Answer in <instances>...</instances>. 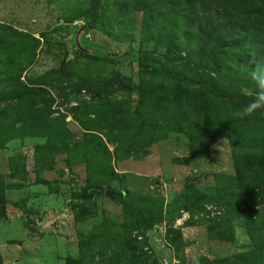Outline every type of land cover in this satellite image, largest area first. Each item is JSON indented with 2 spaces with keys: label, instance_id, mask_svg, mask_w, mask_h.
Returning <instances> with one entry per match:
<instances>
[{
  "label": "rangeland",
  "instance_id": "1",
  "mask_svg": "<svg viewBox=\"0 0 264 264\" xmlns=\"http://www.w3.org/2000/svg\"><path fill=\"white\" fill-rule=\"evenodd\" d=\"M115 1L119 0H97L92 10V0H0V68L15 78V85L0 84V264H163V260L178 264L167 238L178 230L186 244V264L197 263L201 256L215 259L248 253L255 242H264V230L258 232L264 221V157L244 177L256 199L244 195L242 202L232 197L239 191L230 179L235 167L227 136L237 127L228 129L225 124L227 114L235 112L232 105L223 106L220 98L210 94V126L200 116L195 123L188 111L207 93L178 90L172 103L187 107L180 119L183 128L166 131L165 124L158 132L137 139V157L123 155V145L133 149L135 135L142 131L138 111H146L153 101L148 97L152 88L162 90L163 86V94L168 89L172 92L167 84L170 76L141 65L138 58L146 54L171 62L173 55L163 58L164 45L154 46L151 36L140 30V12L126 13L119 20ZM123 26L128 38L121 34ZM112 33H119L118 37ZM62 66L73 75L72 83L79 78L83 83L80 75L91 74L107 77L110 86L93 91L85 86L65 88V82L52 84L51 74ZM170 68L182 76L201 73L192 60L175 61ZM205 73L213 81L224 77L213 65ZM118 74L134 87L119 86ZM20 85L45 97L40 103L48 105L45 115L14 122L11 109L16 94L12 91ZM239 87H248L252 95L247 97L254 98L252 82ZM215 104L219 107L211 110ZM262 112L255 113L257 119ZM81 121L94 130L84 129ZM205 129L212 136L208 153L195 157L191 146L199 145ZM60 135L67 147L51 150L52 157L42 164L43 146ZM188 179L192 185L187 187ZM194 191H207L211 201L201 207ZM119 193L121 197L115 196ZM125 195L151 198L152 226L142 227L138 235L134 230L126 238L146 241L142 251L136 252L139 259L125 255L112 262V242H91L87 236L101 222L122 221ZM213 220L229 222L227 229L217 230L230 236L210 239L207 228L214 225ZM134 245L133 241L122 243L125 249Z\"/></svg>",
  "mask_w": 264,
  "mask_h": 264
},
{
  "label": "trees",
  "instance_id": "2",
  "mask_svg": "<svg viewBox=\"0 0 264 264\" xmlns=\"http://www.w3.org/2000/svg\"><path fill=\"white\" fill-rule=\"evenodd\" d=\"M96 2L97 0H92V10L96 8L94 5ZM115 5H118L116 14L121 21H123V16L126 13L135 14L140 12L142 14L140 30L151 36L154 46L160 47L164 45L166 56L163 54V58L173 55L171 62L154 60L146 54L140 55L138 58L141 65L150 67L161 75H169L171 82L167 84L171 85L170 89H172V92L168 89L163 94V86L162 90L152 88L153 92L148 97L153 101L148 102L146 111H138V114L141 115L139 122L143 125L142 131L135 135V145H131L133 149H126L123 145L121 151H123L124 156L125 154H132L137 157L139 153L137 151L139 147L136 145L137 139L148 137L150 134L158 132L159 127L161 128L165 124H167V127L165 126L167 128L166 131H180L183 128V123L181 124L180 119L187 114V107H180L172 103L178 90H189L193 95L194 91L207 93L205 98L200 99L197 104H193V108L188 111L191 114V121L194 118L196 123L200 116L207 126H210V120H212L209 103L210 100L213 101V98L210 94L215 99L220 98L223 106L232 105L233 112L251 99V97L241 93L239 85H242V83L245 86L251 85L250 72L257 63H264V0H119L115 1ZM133 29L132 26V32ZM127 30L123 26V31H121V34H124L126 38H128ZM134 33L135 31L132 36ZM112 34L118 37L119 33ZM131 37L130 39H132ZM188 60H192L195 68L201 70L199 75L193 73L191 77L182 76L179 72L170 68V65L175 66V61L180 63ZM211 65H213V70L215 69L218 74L224 77H219L220 79L217 81L206 79L205 71ZM1 76L3 79H0V84L2 82L4 85H15V78L10 75L5 67H3V70L0 68V78ZM72 76L62 66L61 69L59 68L51 74V82L52 84L65 82V88L69 89H79L83 88V86L91 87L93 91L101 87L110 86V80L107 77L94 78L91 74L80 75V77H84V82L80 83L81 79L79 78L75 84L72 83ZM117 76L120 78L117 81L119 86L134 87L132 81H128L119 74ZM20 86V88H15L12 91L13 94H16V97L12 99L15 103H13L11 109L12 114L15 116L14 122L20 123L45 115V107L48 105L46 103L45 105L40 104L45 102V97L36 89ZM139 87L142 86L139 85ZM40 97L41 100H39ZM214 107L218 108L219 105H213L211 110ZM93 111L96 113L98 110L94 109ZM135 114L136 111L134 110L129 112L131 120ZM261 114L262 118L260 119L256 118V114L243 120L234 118L231 114L228 117L227 114L225 119L228 129H230V125L233 128L237 127V131H230L227 134L232 148L235 167V176L230 179L232 184L233 182L236 183L239 189L238 192H233L232 194L235 200H240L244 195L247 199H256V193L252 194L253 188L250 183L245 181L244 177L245 173L253 172L260 162L263 161L260 158L264 157V111ZM4 116L5 113L3 112ZM131 120L129 121L130 123ZM81 124L84 129L94 130L92 125H87L82 121ZM86 126L88 128H85ZM239 127H242V129L239 130ZM255 128H259V132H256ZM138 129H140V126ZM205 130L206 136L201 139L199 145L191 146V153L195 157H204L208 153L212 136L209 135L207 129ZM164 137L165 135H162L161 138ZM50 138L47 145L43 146L41 152L43 155L41 156L42 164L47 163V160L52 157L51 150L59 148L63 150L68 145L61 135L58 140L53 142L50 141ZM91 149L92 147L90 148L89 146L88 150L91 151ZM46 150L49 152H46ZM190 185H192V179L186 181V186ZM96 191L100 194L104 192L97 188ZM194 194L201 207L212 199V195H209L207 191H194ZM115 196L121 197L122 194ZM123 199L125 200H123L122 221L114 225L101 222L94 226L91 229V233L87 236V239H90L91 242L100 239L112 242L114 246L112 262L125 255L131 256L132 259H139L136 252L142 251L146 241L141 243L137 242L135 238L131 240H126V238L128 235L131 236V232L134 230H138L136 233L138 235L142 227L148 230L152 226L149 219L150 197L125 195ZM216 202L220 203L221 200L216 198ZM251 202L254 205L253 201ZM245 205L249 207L247 202H245ZM170 207L171 205H169L167 215L170 213ZM244 210L246 212V208ZM212 222H214V225L207 228V234L210 239L218 238L224 240V238L230 236H225L226 234L222 233L224 229H227L226 227L228 226L226 225H229V222L225 220H213ZM260 222L261 225L258 232L264 230V227H262L264 221L261 219ZM218 228H223V230L219 231L217 230ZM168 231L170 232L171 229H168ZM167 238L169 244L174 248L178 264H186L184 262V247L186 244L182 233L179 230L174 231L171 234V238L169 236ZM123 241L126 243L133 241L135 245L125 249L122 246ZM116 247H119V249L116 250ZM143 254L141 253V255ZM255 260L264 261V242H259V240L254 243V247L248 253L215 259L201 256L195 264H257L258 261L255 263ZM129 264L132 263L129 261ZM135 264H142V261H137Z\"/></svg>",
  "mask_w": 264,
  "mask_h": 264
},
{
  "label": "clouds",
  "instance_id": "3",
  "mask_svg": "<svg viewBox=\"0 0 264 264\" xmlns=\"http://www.w3.org/2000/svg\"><path fill=\"white\" fill-rule=\"evenodd\" d=\"M250 80L254 86V98L233 113L234 118L243 120L259 111H264V63H257L250 72ZM243 95H252L248 87H242Z\"/></svg>",
  "mask_w": 264,
  "mask_h": 264
},
{
  "label": "water",
  "instance_id": "4",
  "mask_svg": "<svg viewBox=\"0 0 264 264\" xmlns=\"http://www.w3.org/2000/svg\"><path fill=\"white\" fill-rule=\"evenodd\" d=\"M107 194L111 195L110 192H107ZM49 229H50V228L48 227V228L43 229V231H48Z\"/></svg>",
  "mask_w": 264,
  "mask_h": 264
},
{
  "label": "crops",
  "instance_id": "5",
  "mask_svg": "<svg viewBox=\"0 0 264 264\" xmlns=\"http://www.w3.org/2000/svg\"><path fill=\"white\" fill-rule=\"evenodd\" d=\"M163 262H164V263H168V261H167V260H163V261H162V263H163ZM164 263H163V264H164Z\"/></svg>",
  "mask_w": 264,
  "mask_h": 264
}]
</instances>
